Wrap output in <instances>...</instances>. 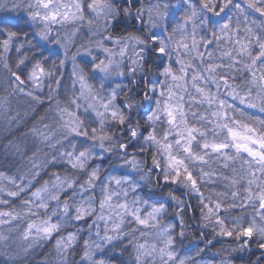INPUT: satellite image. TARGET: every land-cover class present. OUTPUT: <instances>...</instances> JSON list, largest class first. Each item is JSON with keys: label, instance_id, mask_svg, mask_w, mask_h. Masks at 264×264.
Segmentation results:
<instances>
[{"label": "clouds", "instance_id": "clouds-1", "mask_svg": "<svg viewBox=\"0 0 264 264\" xmlns=\"http://www.w3.org/2000/svg\"><path fill=\"white\" fill-rule=\"evenodd\" d=\"M0 264H264V0H0Z\"/></svg>", "mask_w": 264, "mask_h": 264}]
</instances>
